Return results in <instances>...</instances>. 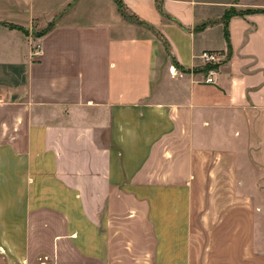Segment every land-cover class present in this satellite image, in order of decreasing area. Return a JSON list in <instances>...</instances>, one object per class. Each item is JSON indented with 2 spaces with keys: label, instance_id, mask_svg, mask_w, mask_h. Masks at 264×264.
I'll list each match as a JSON object with an SVG mask.
<instances>
[{
  "label": "crops",
  "instance_id": "obj_1",
  "mask_svg": "<svg viewBox=\"0 0 264 264\" xmlns=\"http://www.w3.org/2000/svg\"><path fill=\"white\" fill-rule=\"evenodd\" d=\"M121 3L0 0V264H264V0Z\"/></svg>",
  "mask_w": 264,
  "mask_h": 264
},
{
  "label": "built area",
  "instance_id": "obj_2",
  "mask_svg": "<svg viewBox=\"0 0 264 264\" xmlns=\"http://www.w3.org/2000/svg\"><path fill=\"white\" fill-rule=\"evenodd\" d=\"M39 47H37V52H39ZM38 55V54H36ZM200 59L203 61L205 67H209L210 69L207 70V75L204 79L205 84H214L213 74L214 70L211 68L212 66H216L221 63L222 58L221 55L217 52H203L200 55ZM172 74H175V69L172 67L170 68Z\"/></svg>",
  "mask_w": 264,
  "mask_h": 264
},
{
  "label": "trees",
  "instance_id": "obj_3",
  "mask_svg": "<svg viewBox=\"0 0 264 264\" xmlns=\"http://www.w3.org/2000/svg\"><path fill=\"white\" fill-rule=\"evenodd\" d=\"M114 1H115L116 5H117L118 9H119L121 12H123V6H122V3H121V0H114ZM261 12L264 13V10L261 11ZM248 13H249V14H250V13H254V11L249 10V11H246V12H241L240 15H244V14H248ZM232 15H234L233 12H229V13H227V14L225 15V17H224V20L227 21L228 18H229L230 16H232ZM225 38H226V41H227V43H228V35H227L226 27H225ZM208 69H210V68H209V67H206L203 71H204V72H207Z\"/></svg>",
  "mask_w": 264,
  "mask_h": 264
},
{
  "label": "rangeland",
  "instance_id": "obj_4",
  "mask_svg": "<svg viewBox=\"0 0 264 264\" xmlns=\"http://www.w3.org/2000/svg\"><path fill=\"white\" fill-rule=\"evenodd\" d=\"M37 35H38V37H39L40 33H38Z\"/></svg>",
  "mask_w": 264,
  "mask_h": 264
}]
</instances>
